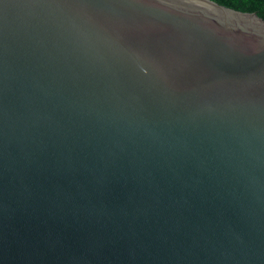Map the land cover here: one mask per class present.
Listing matches in <instances>:
<instances>
[{
	"label": "water",
	"instance_id": "95a60500",
	"mask_svg": "<svg viewBox=\"0 0 264 264\" xmlns=\"http://www.w3.org/2000/svg\"><path fill=\"white\" fill-rule=\"evenodd\" d=\"M0 264H264V19L0 0Z\"/></svg>",
	"mask_w": 264,
	"mask_h": 264
},
{
	"label": "trees",
	"instance_id": "16d2710c",
	"mask_svg": "<svg viewBox=\"0 0 264 264\" xmlns=\"http://www.w3.org/2000/svg\"><path fill=\"white\" fill-rule=\"evenodd\" d=\"M225 7L245 12L257 13L264 19V0H211Z\"/></svg>",
	"mask_w": 264,
	"mask_h": 264
}]
</instances>
